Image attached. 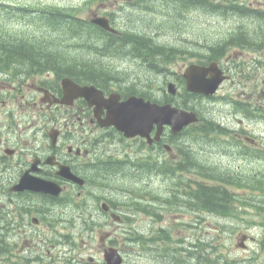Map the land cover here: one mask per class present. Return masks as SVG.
Instances as JSON below:
<instances>
[{
  "label": "rangeland",
  "instance_id": "374dc122",
  "mask_svg": "<svg viewBox=\"0 0 264 264\" xmlns=\"http://www.w3.org/2000/svg\"><path fill=\"white\" fill-rule=\"evenodd\" d=\"M83 1L84 0H0V4L5 3L11 4L13 6H30V8L33 9H40L55 4H60L66 7V5L69 6L72 4L77 5L81 8L83 6ZM247 3H253V5L256 7H264V0H249L247 1ZM0 11L2 10L0 9ZM140 12L138 16L145 17V14H142L144 13V10H142L141 13ZM149 13H152V11ZM0 14L3 15V13ZM146 16L149 20L152 19L153 24L158 25V20L161 16H163V14L161 11L160 13H158L157 11L155 16ZM5 17V26L9 30H15V32L19 33L20 30L17 28V25H19V21L17 20V18L11 15ZM207 17L208 20L201 17L200 13H193L191 15V12H189L185 13V18L180 15L172 17L171 21H167L165 23V28L163 29V31L162 29L160 30L155 26V28H149V26L145 24L141 25V27L147 33L148 37L149 33H152L154 34L156 39L158 41H161L162 43L191 46L196 48L195 50H198L199 47L197 45H190V42H188L186 39L190 41L200 40L205 41L207 44H212L214 42H217L218 40L223 39L227 33L228 25L226 21H216L209 16ZM34 18H36V16ZM135 19H137V17L129 13L124 15L123 24L126 26L128 31L130 29H134L135 24L132 22V20ZM15 21L17 22L15 23ZM32 24L33 27H39V24L37 22H33ZM14 26L15 28L12 29ZM262 27L264 28V25H262ZM39 29L42 32H47L43 27H39ZM31 33H33V31H31ZM235 35H237V33H235ZM49 37L50 36H47V38ZM13 39L16 40L17 38L13 37ZM64 39L66 40L65 46L71 44V41L68 40L69 35L65 36ZM183 39H185L187 42H184ZM248 39H250V37H248ZM238 41L243 42L242 39H239ZM108 42L109 46L104 50H90L91 52L95 53V58L93 61L86 63L87 65L89 64L92 67L97 66L104 70L106 68L104 64L109 63L113 65V68L122 69L126 76H140L142 80H145L146 78L148 79L149 77L151 79H154L153 85H155L156 88L162 85V82L164 81V77L166 75H169L168 79H174L176 75H179L183 72V70L186 68V66L189 65V63H192V61H194L186 54H179L178 56L174 57V61L172 62L174 64L171 65V63V66L168 65L170 67L167 69L165 75L160 74V77H158L155 75V73L151 72V70H145L142 68L141 71V68L138 66V63L142 66L144 65V62L141 59H124L127 56V51H129L130 48H127V46L121 44L111 42L109 40ZM247 42L253 45L250 40ZM248 43L245 44V47L250 49L251 47L248 46ZM142 45L144 46V44ZM240 45H242V43H240ZM254 46L255 45H253V47ZM145 47L148 48V44H146ZM75 49H77V47H75ZM233 53L238 56V59L242 58L243 61H247L246 63H249V66L252 63H256L258 56V53L235 50L229 52L228 55ZM164 59L168 60V58ZM103 70H101V73H104ZM156 70H160L161 72L160 67ZM172 72H174V75ZM83 73H85V71ZM263 74L264 72L263 70L259 69V66L255 65L254 67H250L249 74H247L245 78L238 80L235 84L233 82H230L229 80V82H227L220 91L219 97L223 98L224 95H228V97L231 98L238 97L246 102L248 101L251 105H263ZM111 80L113 83H117L116 80L121 81L120 79ZM154 93V97H161V91H154ZM202 104L203 105L200 106L203 107L202 109L204 110V114L206 116L210 115L215 118H220L222 116L225 119L227 118L230 127L234 129L244 128L248 131V134H253L256 138H259V147H261L264 143V122L259 120V122L256 121L253 124L242 123L241 125H238V120L241 119L238 116L237 119H233V116L229 114L231 110V107L229 105H227L226 107L227 117H225V112L222 111L223 106H221L223 102L219 104L202 102ZM228 107L229 112L227 113ZM220 142V139H216L213 143L203 148L204 143L201 141H192L191 139L183 140V143L186 144L187 147L196 151V153L194 154L195 158H198V160L205 164L221 169L219 172L221 174V178H231L235 183H248L245 181L246 177L254 175V172L257 170V168L261 166V163L257 160H254L253 158L244 157L236 154L235 152H231L229 149H227L228 145ZM125 148L128 149L129 152H132L135 149L133 143L131 142L127 143V146ZM121 171L124 172L125 167H122ZM117 172L118 170L110 171L111 174H115ZM226 173H229L228 176H224ZM130 175L136 174H133L129 171L126 176H121L123 179V183L120 182V184L122 186H120V184H115L118 183L116 181V178L113 180L108 178L101 181V183L96 186L101 190H98L96 193H99L100 195L107 198L119 196L122 198V201L123 199L125 200L127 198V194L129 196H132L133 194H139V196L144 198L146 201H150V197L153 195L166 197L165 190L173 182H178L180 180L193 182L197 180V178L188 173H185L184 176L180 178L175 177L174 179L170 176L156 177L148 174L141 176L143 177V179L141 180L137 178L133 179ZM237 187L245 188V186H236L232 188L238 190L239 188ZM258 187L259 186H257V188ZM238 191H236L237 193L235 195V198H237L239 201L245 202L246 205L242 206L237 201L233 202L231 207L232 213L228 217H219L206 211H199L194 213L188 207L182 206H177V208L175 209H172V207H165L162 213V221L160 222H155V220L152 221L153 218L151 217V215L147 216L145 213L139 212L135 214L132 220L127 221L124 224H121L119 226L112 225L110 227L102 228V224L109 225V222H107L101 216L98 220L95 219V225L92 226L94 234L93 236H91V232L87 236L88 227L92 223V220L88 216V214H83L82 217L79 215H72L71 219L67 220V214L65 213V208H67L66 201L62 202L61 204V200H59L53 206L58 211V215L52 212H48V216L57 220L64 219L67 220V223H70V230L65 229L68 227L64 228L62 223H55L57 228L51 229H63L59 232H56V234L68 235L67 238L64 239V241L66 242L62 243V246H65L66 248L71 250L70 256L72 258H82L85 260L94 258L95 264H101L102 262V252L98 251V248L100 243L99 239L101 236H104L105 232L109 234V238L111 241L116 239V247L123 250L124 264H168V260L170 258H174V256L176 255V253L174 252L176 249L182 251L180 253H177V264H193L195 262L194 258H196V254H193L191 256L192 261H189V253L186 249L192 250L191 252L193 253V249L190 247L191 244L189 242L195 243L197 238L201 240L203 239L205 240V242L209 241L214 244V246L219 247V252L228 260H238L242 264H258L259 259L264 258V225L262 226V224H264V197L262 195L259 196V191L257 190ZM135 199L136 198L133 196V200ZM261 199L263 200V203H261ZM92 201H94V199L89 200L88 204L91 210L93 209V206L90 204ZM252 223H255L256 225H252ZM160 227L167 229L168 233L171 236V242L165 243V247H168L169 250L165 255L159 254L157 256L151 249L142 251L140 247H132L135 244L132 243V245L130 242H128L126 246L123 244V232L126 230H129L130 232L131 230H135L140 234L153 235V233L159 230ZM80 231H82L83 233ZM46 232H50V229H47ZM50 241H53V239L49 238V240H47L44 250H50L51 256H53L57 260L55 264H63L62 257L65 256V250L62 249L63 247L61 248L58 245L56 246V248H53L50 245ZM151 246L152 245H150L148 248H150ZM168 255L170 257L166 259ZM13 260L14 259H12L11 263H13ZM237 264L239 263L237 262Z\"/></svg>",
  "mask_w": 264,
  "mask_h": 264
},
{
  "label": "flooded vegetation",
  "instance_id": "af4514ba",
  "mask_svg": "<svg viewBox=\"0 0 264 264\" xmlns=\"http://www.w3.org/2000/svg\"><path fill=\"white\" fill-rule=\"evenodd\" d=\"M141 2L142 0H140V3ZM147 2L151 3L150 0ZM139 11H141V9H139ZM256 26H259V24ZM242 27H240L239 24L235 26L234 30H236V36H241L242 38L248 36L251 38L252 35L250 34L249 30L242 33L238 32L239 30H242ZM138 33L139 31L133 30L132 34L129 36L132 37V40L129 41V44L127 42V44H125L127 48L142 41L141 39L143 38H139L137 36ZM147 42L149 44V38ZM102 45L108 47L109 42L103 41ZM65 60L66 64L64 67L67 69L68 66L72 65V63L68 59ZM230 62L231 61L227 60L225 65L229 64ZM241 69L242 65L240 64H230L229 66H224V71L228 74L230 72H241ZM259 69L263 70L264 72V61L259 64ZM74 73L76 74V71ZM70 74L71 70L65 71V75ZM46 77H50V75L46 74ZM51 82L53 83V81ZM51 82L49 81L47 83H41V87L43 90L48 91L49 102L45 103V108L46 112L52 117L38 119L43 124V126L29 130V133L27 134V137L29 138L28 146H22L19 142V139L17 138V119H12L10 121L8 119H0V205L8 214V216L1 217V222L4 224L2 226L4 230H6L10 236L18 237L19 240H32L40 236L41 231L35 230V228L39 227L37 226L39 223L48 226V223L43 222L41 217H45L47 215L48 210L52 207L50 203L54 204L62 198H69L73 194H75L77 197H86L87 195H90L91 198L96 200V192L93 191L96 186H98V183L96 180H94V175L90 170H88V168L93 167L96 169L94 172H99V169L96 164L88 166L87 154L89 152L88 148H90V140L88 135L86 137L84 136V133L87 132V129H84V126H87L86 122H88L96 129L99 128L100 130L106 132L111 131V129L103 130L100 128L97 120L94 118L93 110H91L81 99L75 100L74 103L69 107L52 105L53 96L58 97L59 92L57 89L49 85L45 86ZM14 89L15 88L13 87L12 90ZM18 91L20 92L21 90L18 89ZM28 93L29 90H27V94ZM10 95L13 94L11 93ZM21 97L23 98L24 96L22 95ZM36 100L40 102L44 101V99L41 97H37ZM36 106L37 102L32 105V107L35 109ZM102 117H104V115H102ZM56 120H61L62 126L58 125ZM26 122V125L29 127L36 126L35 122L32 120H26ZM55 128L58 129L54 130ZM49 130L50 133H53V135L50 136V139L48 134ZM21 132L24 134L23 131H20V133ZM113 132L119 140L121 135L115 131ZM39 135H41L42 139H39ZM130 141H140L142 143L141 145L143 146V150L139 151L138 153L135 152L134 155H140L143 152L144 156H147L151 147H157L158 145L160 146L159 143L155 145H145V142L139 138H134ZM178 141L179 140L176 139V145ZM96 142L97 141H95L93 146H91V148L94 149L96 153L100 154V157L97 158L96 161H99L103 158H107L109 160L118 157L116 153L118 148L114 138L109 139V144H106L101 140H98L97 143ZM162 142L169 143V140L167 141V138H165ZM176 147L181 149L178 146ZM158 148L159 147H157L154 151V156L156 157L159 156L157 155V152L161 154V151H158ZM176 156L178 157L179 155L176 154ZM49 162L68 166L73 174L83 178L86 183L88 181L90 182L89 190L87 189V186H76L75 184L58 176L56 174L58 167L49 165ZM151 164L152 163H149L148 160L147 163L134 164L132 173L136 175H130L131 178L142 180L143 177L141 176L148 175L150 173ZM26 172H30L32 175L53 180L58 184V187L61 188L60 194L58 196H53L49 194H35L26 191L21 193H13L12 187L17 185L20 177ZM31 196L42 199L43 204L39 207L38 205H35L30 198H28L27 201L24 200L25 197ZM111 198L117 202H122V198L119 196L110 198L101 197L100 199ZM89 200L91 199H88L85 203H83L82 207L78 208V211H82V214H88L89 217L91 216L96 218L98 213L95 210V201L90 203L93 206V209L91 210L88 205ZM108 205L110 206V211L113 208V205L111 203L109 204V202ZM155 205L156 204H154V206ZM114 208L117 212H120V208L118 206H114ZM111 214V212H107L104 216H107L109 219ZM35 218H38L39 223H35ZM23 245L24 246H22L20 250H23L24 253L32 254L35 250L31 247L30 243H23ZM22 260H24L23 257Z\"/></svg>",
  "mask_w": 264,
  "mask_h": 264
},
{
  "label": "trees",
  "instance_id": "16d2710c",
  "mask_svg": "<svg viewBox=\"0 0 264 264\" xmlns=\"http://www.w3.org/2000/svg\"><path fill=\"white\" fill-rule=\"evenodd\" d=\"M192 1L197 3L198 6L201 8L215 9L221 11L222 14L225 12L224 2H223L224 0H222V2L217 0L216 4H209L208 0H192ZM180 4H181V8L183 9L192 7L191 6L192 2L189 0H180ZM215 14H220V13H215ZM68 31L70 32V30ZM110 37L114 39L113 36ZM15 38L17 39L14 40L12 36H7L5 29L3 27H0V63L2 64V67H0L1 70L9 65V64L7 66L4 65L5 57L6 58L10 57L13 59L15 58V60L18 61L17 64H25L31 66L30 69L33 70L31 72L51 70L55 72L57 75L60 76L62 74L61 76H63V72L66 71V67H63L61 69L60 61L62 59L61 55H65L67 54V52L62 50L61 47L62 39L57 40L55 36H51L47 38V35L43 36V38H39L36 34H28L27 31L23 32L22 35H19V37H15ZM141 40L142 41L140 43L133 45V50L131 53L133 54V57L135 56L140 58L144 57L145 60L149 61V57L147 55L148 53L151 54V50L153 49V47L152 46L150 47L149 45L148 48L145 47V45L147 44V40L145 39H141ZM110 41L123 44L120 41H115V40H110ZM142 44H144V46ZM155 47L157 51L163 50L162 47L156 45ZM221 48H223L221 45H217L215 47L216 52L218 51V53L221 54L222 52H219V49L222 50ZM161 61L162 60H157L155 61L157 62L156 64L151 63L148 64V66L150 69L160 72L159 70L156 69H158ZM72 66L73 65L68 66L67 71H69L72 68ZM101 70L103 69L97 66L92 67L89 64L88 65L86 64L83 67V64L79 63L76 69V74L72 75V77L74 76L77 78H81L84 81L87 80L102 87L104 85L102 83L105 80H103L102 78L103 75H100V73L102 72ZM84 71L85 73H83ZM143 88L145 89V93L144 92H139V93L142 96L147 97L146 94L147 90L149 91L151 90L147 84L145 85V87H142V89ZM209 125L210 126L207 127L208 130L211 129L212 123H209ZM204 133H208V132L204 131ZM197 170L199 171L198 176L200 175L203 178L214 180V182H216L218 185L210 186L201 183L197 184L198 186L197 190L195 192L192 191V193L190 194L191 197L190 199L193 200V202L192 201L187 202L186 205L191 209H197L196 207H199L200 210L213 211L217 214L224 216L230 215L232 213L231 207H232L233 199H237V198H235V196L233 195L235 193L229 191L224 185L245 186V188L249 187L247 188L249 189V191L257 190L259 191L260 194L262 193V195H264V186H263L264 172L261 173L262 175L260 174L251 175L246 177L245 181L248 182L246 184H241V183L235 184V182L232 179L229 178L223 179L220 176H214L213 173H207V171H204L201 166H198ZM257 186L259 187L257 188ZM239 203L241 205L246 204L245 202L242 201H239ZM141 207H142L140 208L141 210H139V207L137 206L139 211H142L144 208H147L144 205H142ZM158 232H157L158 238L152 239L153 244L150 247V249L153 250L157 256L159 254L165 255L166 253H168L169 250H167L166 247L160 246V243L158 241L160 240L165 243H170L171 236L169 233L165 232L162 229L159 230ZM142 238L143 237H136L135 241L139 240L141 244L144 245L145 242H142ZM155 242L157 243V245H155ZM206 246L207 244H204L203 242L198 243V247H200V252H201V254L199 255L198 264H233V263H229L226 259H224L221 254H218L217 247L213 249V252L215 253V258H212V256H210L209 254H203L204 248ZM174 252L177 254V250H175ZM176 261L177 260H175V262Z\"/></svg>",
  "mask_w": 264,
  "mask_h": 264
},
{
  "label": "bare ground",
  "instance_id": "6f19581e",
  "mask_svg": "<svg viewBox=\"0 0 264 264\" xmlns=\"http://www.w3.org/2000/svg\"><path fill=\"white\" fill-rule=\"evenodd\" d=\"M147 1L148 0H142V2L140 3L141 5L139 7V9H141V12H142V10H144V13H142V14H145V17H141V16H138V17L145 24H147L149 26H152V27L155 26V27L159 28L160 30L161 29H164L165 27L164 26H161V25L153 24L152 23V19L149 20L146 15L155 16L157 11H158V13H160V11H161L162 14H163V16H165L166 14H168L171 11H179L180 13H182V12L189 13L190 12V8L183 9L181 7H177V8L174 7L173 6V0H150L151 3H148ZM228 1H230L237 8L240 6V3H242V0H228ZM197 10L207 11L209 13H214V14H210V15L208 14V16L211 17L213 20H216V21H219V20L226 21V22L230 21V22H232V27L228 28V30H232V29L234 30L235 29V26L236 25L233 24V19H234V15L233 14H230V13L229 14H225V13L222 14L221 11H218V10H215V9H205V8H201V7H199ZM151 11H152V13H149ZM215 13H220V14H215ZM132 22L135 24L133 30L139 31V33L137 34V36L139 38H143L144 35H147V33L141 27V25H143V24H137L134 21H132ZM238 24H240V25L243 26L242 27V30H239L238 32H241L242 33V32H245V31L248 30L247 29V25L245 24V20H242V19L239 20L238 21ZM261 35H262V32H261ZM247 37L248 36H245L244 38H242L241 36L238 37V36L235 35V38L237 40L242 39L244 41V43L247 42L245 40V39H247ZM148 38L151 39V36H149ZM131 40H132V37L126 38L123 41V44H121V43H117V44H121V45H124L125 46V44H127V43L129 44L130 43L129 41H131ZM111 42H114V41H111ZM120 42H122V41H120ZM114 43H116V42H114ZM152 47H153V49L151 50V54L148 53V55H147L149 57V61L145 60L144 57L143 58H140V57H136L135 56V58L141 59L146 64H151V63L152 64H155V61L160 60V58H161V52L160 51H157L155 46H152ZM106 48H107V46H102L101 49L104 50ZM129 48H130L129 51L132 52L133 46H131ZM219 52H222V50L219 49ZM221 55H222V53L220 54V56ZM61 57H62V59L60 61V68L61 69L66 64V62H65L66 60L65 59L70 60V62L72 63L73 66L70 69L71 70V74L70 75H66V76H72V75H75L74 72L76 71V69H77L76 67L78 66L79 62L81 64H83V66H84L86 63L93 61L94 58H95V53L94 52H91L90 50H83L80 47H77V49H74L73 54H72V52H68L65 55H61ZM130 58H132V57H129V55L127 54V56L124 59H130ZM124 59H122V60H124ZM4 61H5V64H4L5 66H7L8 64L10 65V63L13 62V58H10V57L9 58H6L5 57V60ZM120 62H121V60H120ZM104 65L106 66V68L103 71L108 70L109 69L108 68V64L105 63ZM0 67H2V64L1 63H0ZM30 67L31 66L25 65V64H19L18 65V69L19 70L23 69V70H27V71H30L31 72L33 70L30 69ZM66 71H67V69H66ZM0 72H1V69H0ZM63 74L65 75V72H63ZM109 77L111 79H115V80L116 79H121L124 82L123 84H126V82L128 81V78L127 77H125V76L119 77V75H116V74H112ZM102 84H104V83H102ZM117 87H119V85ZM131 88H133L137 92H144L145 93V89L144 88L142 89L141 87H138L137 85H133ZM146 94H149L151 96H154L155 93L147 90ZM202 102H207V103H212V104H219V103H222L223 102V104L221 105V106H223V110L222 111H224L225 114H226V107H227L228 104L225 101H223V100H217V101H214L213 102V101H207V100L201 99L199 97H190L189 100L187 101L186 98H183L182 103L185 104V105L188 103L187 108L191 112H193L194 114H196V116L198 118V123H197V126L195 128H184L183 129L184 136L177 137L176 138V139L179 140L177 142V145L176 146H178V147L181 148V149H178L181 155L182 154H185V153H188L190 151V149H191V148L187 147L186 144L183 143V140L184 139H191L192 141H201L204 144L208 143L209 140H210L209 135H207V133H204V131L208 132L207 127L210 126L209 123H212V125H213V121L216 118L213 117V116H210V115L209 116H206L204 114V110L202 109L203 107L200 106V105H203ZM228 112H229V107H228L227 113ZM229 118H232V117H229ZM225 123L228 124V119L227 118H226ZM206 124H208V125H206ZM241 131L243 133H245V134H248V131L245 130L244 128H241ZM251 136L252 137H255V135H253V134H251ZM169 154H172V153L170 152ZM190 164H191L190 167H194V169H196L198 167V165H199V163L197 161L190 162ZM152 167H153V164H151V169H152ZM176 171H179V169H176ZM260 195H262V193L261 194L259 193V196ZM262 196L264 197V195H262ZM179 201H180V204H182V207H187L186 205H187L188 200L185 197L181 196L180 199H179ZM261 203H263V200L262 199H261ZM175 260H177V259L176 258H173V259H169L168 261L171 264H174V263L177 264L178 263L177 262L178 260L176 262H175Z\"/></svg>",
  "mask_w": 264,
  "mask_h": 264
},
{
  "label": "water",
  "instance_id": "95a60500",
  "mask_svg": "<svg viewBox=\"0 0 264 264\" xmlns=\"http://www.w3.org/2000/svg\"><path fill=\"white\" fill-rule=\"evenodd\" d=\"M194 71V69L190 68L184 75L188 82V90L204 92L205 94L213 93L221 79L213 78L207 83L201 82L193 75ZM91 90L93 91V89ZM78 95L87 99L90 97L84 90L80 91V93L78 92ZM104 107L110 108L111 105L105 104ZM109 114L111 115L108 117V124H114L119 130L124 132L126 137L136 135L148 137L150 130L156 125L158 128L157 139L163 125H170L173 132H177L197 120L193 113L179 112L176 109H172L169 105L160 107L136 97H131L128 101L118 106L114 105L109 110ZM38 182L34 183V185L41 189L42 183ZM108 261L110 264L121 263V259L114 250L109 254Z\"/></svg>",
  "mask_w": 264,
  "mask_h": 264
}]
</instances>
